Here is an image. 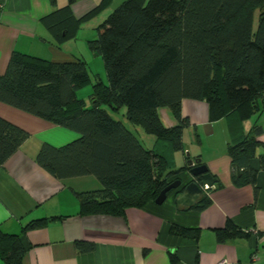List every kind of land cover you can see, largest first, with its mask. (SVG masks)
Segmentation results:
<instances>
[{
	"label": "trees",
	"instance_id": "trees-1",
	"mask_svg": "<svg viewBox=\"0 0 264 264\" xmlns=\"http://www.w3.org/2000/svg\"><path fill=\"white\" fill-rule=\"evenodd\" d=\"M75 1L44 19L57 44L74 39L79 24L112 0H101L81 19L71 13ZM96 33L88 47L101 57L105 80L94 76L88 102L77 97L78 90L92 83L82 58L52 62L13 52L0 75L1 104L78 135L60 147L42 144L35 160L57 180L96 178L99 189L76 193L80 215L121 216L128 208H143L182 169H190L169 167L164 154L146 148L105 107L115 112L124 108L126 121L155 137L162 151H178L183 149V130L190 126L182 102H205L210 122L228 119L234 184H254L257 171L251 161L264 172V154L257 155L264 148L259 139L263 130L255 123L244 133L242 124L264 111V0H126ZM160 109H168L177 124L165 128ZM27 138V132L0 117V168ZM207 203L203 196L193 209ZM55 219L34 220L25 229ZM170 231L194 236L193 230L177 226ZM216 235L224 241L244 233L228 223ZM76 247L80 252L93 249L86 242ZM24 251L18 235L0 229L4 264H22ZM170 259L176 262L174 254Z\"/></svg>",
	"mask_w": 264,
	"mask_h": 264
},
{
	"label": "crops",
	"instance_id": "crops-1",
	"mask_svg": "<svg viewBox=\"0 0 264 264\" xmlns=\"http://www.w3.org/2000/svg\"><path fill=\"white\" fill-rule=\"evenodd\" d=\"M100 1L76 0L71 13L78 19ZM67 2L0 0V75L13 52L52 62L84 60L83 49L79 50L72 41L90 38L84 39L82 34L57 44L44 22L45 17ZM158 114L165 128L177 124L168 109H160ZM263 114L264 111L255 114L243 122L242 128L247 133L253 124L261 126L263 135L259 139L264 143V122L259 119ZM182 115L190 123L182 133L183 149L162 151L155 137L148 149L164 154L173 169L185 168L189 161L205 165L217 180L211 188L202 189L207 205L197 210L179 207L174 202L176 191H172L161 205L154 202L143 208H128L121 216L80 215L76 193L99 189L96 178L57 180L35 160L42 144L60 147L78 135L0 103V117L28 134L0 168V229L19 236L25 250L22 264H217L221 260L230 264H264V172L253 160L250 166L257 171L254 184L235 185L227 155V146L233 141L228 119L210 122L203 101L184 100ZM185 133L188 145L184 144ZM259 154H264V148L257 150ZM177 179L185 185L193 177L189 169H182ZM51 217L56 219L25 229L34 220ZM228 223L244 235L219 241L216 232ZM171 226L191 229L194 236L174 235ZM78 242L90 243L93 249L80 252ZM170 254L175 255L176 262H171ZM0 264L4 263L0 260Z\"/></svg>",
	"mask_w": 264,
	"mask_h": 264
},
{
	"label": "rangeland",
	"instance_id": "rangeland-1",
	"mask_svg": "<svg viewBox=\"0 0 264 264\" xmlns=\"http://www.w3.org/2000/svg\"><path fill=\"white\" fill-rule=\"evenodd\" d=\"M126 0H112L111 3L109 4V6L103 10L101 13H97L95 16H92L90 19L83 21L79 24V30L80 32H78V38L81 37V35L85 38H90V40H92V38L94 39L97 36L96 33V28L98 27L99 24H101L106 18L107 16L112 13L120 4H122V2H124ZM84 17V16H82ZM82 17L78 18L81 19ZM256 17H255V21H254V25L253 27H256ZM71 41V40H69ZM68 42V41H67ZM66 43V42H65ZM72 43H76L77 45H79V50L83 49L81 52V54H83V58L84 60H86V64H87V68L89 70V72L91 73V77H92V83L91 84H87L84 87H82L80 90H78L77 92V97L79 99L84 100L85 102L89 101V96L92 92V84L94 82V76H97L99 78H102L103 80H105V70H104V66H103V62L100 56H97L95 54H93V52L89 49L88 47V41L86 40H74L72 41ZM81 43L84 44L85 46H81ZM66 45V44H64ZM86 48V50L84 49ZM106 111L109 112L114 118L119 119L121 121H123L124 123H126V126L131 129L133 132H135V135H137L138 139L141 141V143L146 147V148H151L152 147V140L154 139L153 136H148L146 135L140 128L138 127H134L131 124H129L125 117V109L121 108V110L118 111H112L110 108L105 107ZM259 119H261L262 122H264V114L261 115L259 117ZM137 129V131H139L137 133V131L135 130ZM149 139V140H147ZM152 139V140H151ZM184 144H187V135L186 133L184 134Z\"/></svg>",
	"mask_w": 264,
	"mask_h": 264
},
{
	"label": "water",
	"instance_id": "water-1",
	"mask_svg": "<svg viewBox=\"0 0 264 264\" xmlns=\"http://www.w3.org/2000/svg\"><path fill=\"white\" fill-rule=\"evenodd\" d=\"M186 155L189 154L187 153ZM188 166L190 167L189 173L192 175L193 179L185 185H182L179 179L168 184L155 199V204L161 205L171 191H176L174 202L179 207L190 209L200 204L204 195L202 189L211 188L216 184L217 180L208 173L205 165H196L195 163L193 166L191 161H189ZM236 170L238 176V168H236Z\"/></svg>",
	"mask_w": 264,
	"mask_h": 264
},
{
	"label": "built area",
	"instance_id": "built-area-1",
	"mask_svg": "<svg viewBox=\"0 0 264 264\" xmlns=\"http://www.w3.org/2000/svg\"><path fill=\"white\" fill-rule=\"evenodd\" d=\"M217 264H230V263H228L226 260H221Z\"/></svg>",
	"mask_w": 264,
	"mask_h": 264
},
{
	"label": "clouds",
	"instance_id": "clouds-1",
	"mask_svg": "<svg viewBox=\"0 0 264 264\" xmlns=\"http://www.w3.org/2000/svg\"><path fill=\"white\" fill-rule=\"evenodd\" d=\"M194 166V165H193Z\"/></svg>",
	"mask_w": 264,
	"mask_h": 264
}]
</instances>
